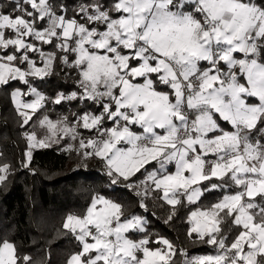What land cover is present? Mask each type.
Segmentation results:
<instances>
[{
	"label": "snow or ice",
	"instance_id": "obj_1",
	"mask_svg": "<svg viewBox=\"0 0 264 264\" xmlns=\"http://www.w3.org/2000/svg\"><path fill=\"white\" fill-rule=\"evenodd\" d=\"M54 76L74 90L47 95ZM0 91L21 167L53 147L78 170L95 160L144 212L186 211L189 243L212 249L189 256L97 191L64 219L65 264H264V0H0ZM14 171L0 163V186ZM0 264L38 262L0 238Z\"/></svg>",
	"mask_w": 264,
	"mask_h": 264
},
{
	"label": "trees",
	"instance_id": "obj_2",
	"mask_svg": "<svg viewBox=\"0 0 264 264\" xmlns=\"http://www.w3.org/2000/svg\"><path fill=\"white\" fill-rule=\"evenodd\" d=\"M69 4L78 0H67ZM19 86V85H17ZM72 80L52 77L41 85L49 96L57 91L73 90ZM52 116L66 114L69 105L52 106ZM14 105L5 92L0 91V163L9 162L15 169L6 186H0V238L17 243L23 253L31 255L38 264H65L68 257L79 250L71 235L62 228L70 213L82 214L90 197L97 191L118 199L130 213L147 217L149 234L173 241L185 248L189 256L208 254L210 246L189 243L186 233L190 228L186 211L165 223L170 206L163 201L150 204L149 212L137 205L130 191L113 190L103 178L97 161H89L85 170H78V159L68 156L58 147L38 149L34 152L31 169L23 168L25 144L16 125ZM151 213H155L152 215ZM195 235V234H194ZM50 256V259H49Z\"/></svg>",
	"mask_w": 264,
	"mask_h": 264
},
{
	"label": "rangeland",
	"instance_id": "obj_3",
	"mask_svg": "<svg viewBox=\"0 0 264 264\" xmlns=\"http://www.w3.org/2000/svg\"><path fill=\"white\" fill-rule=\"evenodd\" d=\"M74 90V89H73ZM27 99H31V98H27ZM53 118H55V117H53ZM165 238V237H164Z\"/></svg>",
	"mask_w": 264,
	"mask_h": 264
}]
</instances>
